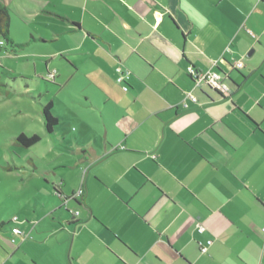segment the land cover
<instances>
[{
    "label": "crops",
    "instance_id": "crops-1",
    "mask_svg": "<svg viewBox=\"0 0 264 264\" xmlns=\"http://www.w3.org/2000/svg\"><path fill=\"white\" fill-rule=\"evenodd\" d=\"M89 2L101 18L52 34L77 40L78 97L44 131L69 151L62 194L83 193L63 204L49 184L23 218L0 217V264H264V0ZM188 65L218 71L228 93L193 87Z\"/></svg>",
    "mask_w": 264,
    "mask_h": 264
},
{
    "label": "rangeland",
    "instance_id": "rangeland-1",
    "mask_svg": "<svg viewBox=\"0 0 264 264\" xmlns=\"http://www.w3.org/2000/svg\"><path fill=\"white\" fill-rule=\"evenodd\" d=\"M4 1L9 11V37L19 44L11 49L4 43L0 50V217L6 220L11 210L23 218L28 199L51 195L49 184L63 181L69 190L71 167L56 168L58 161L67 160L69 151L44 136L40 104L53 99V115L66 118L78 97L67 74L71 55L66 46L77 40L70 34L58 39L52 34L63 31L70 18L88 26L90 12L100 17L102 10L98 3L89 2L85 7V0ZM54 83L61 86L58 92ZM20 133H40L41 138L23 147L14 142Z\"/></svg>",
    "mask_w": 264,
    "mask_h": 264
},
{
    "label": "built area",
    "instance_id": "built-area-1",
    "mask_svg": "<svg viewBox=\"0 0 264 264\" xmlns=\"http://www.w3.org/2000/svg\"><path fill=\"white\" fill-rule=\"evenodd\" d=\"M0 44H2V42L0 41ZM239 65V63H237ZM186 71L189 74L190 78L192 79L193 82V87H199L201 85H208L210 88L215 89L217 91H219L222 94H227V87L226 85L223 83L222 80V75L213 69H208V70H198L196 68H194L192 65H188L186 67ZM115 72H116V82L118 84H120L122 86L123 90H127L128 89V85H127V79L129 77V71L126 69H122L120 66H117L115 68ZM49 75H51L53 77L54 73H49ZM191 101L196 102V98L195 96L191 95L190 93H188L187 95ZM184 106H186V104L184 103ZM85 171V170H84ZM83 193V189L82 187L78 188V190L72 195L74 197L80 196ZM66 202V200H64V203ZM63 203V204H64ZM72 213H74L75 215H78V211H71ZM12 222L17 223V217L13 216L12 217ZM197 228L199 231H201L203 229L202 225L198 224ZM261 231L264 233V227H262ZM11 232L14 236L18 237V238H22L24 236V232L23 230H21L19 227L14 226L11 229ZM14 237L11 239V241H14ZM212 241L209 239L206 241V244H199V250L200 252H205L207 250V246L211 243Z\"/></svg>",
    "mask_w": 264,
    "mask_h": 264
},
{
    "label": "trees",
    "instance_id": "trees-1",
    "mask_svg": "<svg viewBox=\"0 0 264 264\" xmlns=\"http://www.w3.org/2000/svg\"><path fill=\"white\" fill-rule=\"evenodd\" d=\"M0 41L2 42V44H0V50L2 49V45H4V43L9 44L11 49L14 46H17V45L19 46V44H15L9 37V11H8V8L4 0H0ZM204 86L209 87L208 85H204ZM215 91L218 92L222 96V93H220L217 90ZM40 112H41L42 123L44 125L45 133L46 134L52 133L54 126L57 124V118L52 114L51 101L41 103ZM40 136H41L40 133H32L30 135L20 133L14 138V142L23 147H30L40 141V138H41ZM59 188L60 187L58 184L54 185V190L59 194L63 203H64V200L76 201V197L72 196L73 194L63 195ZM71 214L73 217L76 216L72 212Z\"/></svg>",
    "mask_w": 264,
    "mask_h": 264
},
{
    "label": "clouds",
    "instance_id": "clouds-1",
    "mask_svg": "<svg viewBox=\"0 0 264 264\" xmlns=\"http://www.w3.org/2000/svg\"><path fill=\"white\" fill-rule=\"evenodd\" d=\"M40 154L43 155L44 154L43 151Z\"/></svg>",
    "mask_w": 264,
    "mask_h": 264
}]
</instances>
